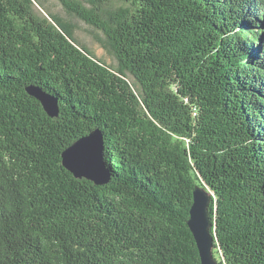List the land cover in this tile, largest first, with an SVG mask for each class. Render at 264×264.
Listing matches in <instances>:
<instances>
[{"label": "trees", "instance_id": "1", "mask_svg": "<svg viewBox=\"0 0 264 264\" xmlns=\"http://www.w3.org/2000/svg\"><path fill=\"white\" fill-rule=\"evenodd\" d=\"M58 1L116 65L37 0H0V264H201L198 186L219 264H264V0ZM95 129L104 186L62 159Z\"/></svg>", "mask_w": 264, "mask_h": 264}, {"label": "water", "instance_id": "2", "mask_svg": "<svg viewBox=\"0 0 264 264\" xmlns=\"http://www.w3.org/2000/svg\"><path fill=\"white\" fill-rule=\"evenodd\" d=\"M27 90L42 103L50 117L59 115L58 98L39 87H29ZM104 151V134L102 130L95 129L63 152L64 167L76 179H87L98 186L107 185L111 180V171L106 165ZM212 202L213 195L207 189L200 186L194 189L188 227L195 239L201 264H219L214 257L216 238L212 234Z\"/></svg>", "mask_w": 264, "mask_h": 264}, {"label": "rangeland", "instance_id": "3", "mask_svg": "<svg viewBox=\"0 0 264 264\" xmlns=\"http://www.w3.org/2000/svg\"><path fill=\"white\" fill-rule=\"evenodd\" d=\"M40 5L56 14L60 17L66 18L74 22L78 29L76 30V37L77 39L89 47V50L95 55L97 58L106 61L107 64L110 65H116V60L110 56L102 47L101 45L95 41L94 35H102L100 32L95 31L92 27L88 26L85 22L75 19V18H69L66 14V11L62 4L58 0H37ZM39 6V5H38ZM39 10L42 12H46L44 9H42L40 6L38 7Z\"/></svg>", "mask_w": 264, "mask_h": 264}]
</instances>
